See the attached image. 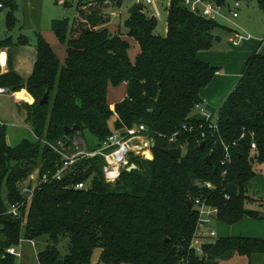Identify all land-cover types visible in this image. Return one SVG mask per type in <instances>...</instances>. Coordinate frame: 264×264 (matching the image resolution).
I'll return each mask as SVG.
<instances>
[{
	"label": "trees",
	"instance_id": "obj_1",
	"mask_svg": "<svg viewBox=\"0 0 264 264\" xmlns=\"http://www.w3.org/2000/svg\"><path fill=\"white\" fill-rule=\"evenodd\" d=\"M0 3L8 9L6 23L12 30L17 5L13 0ZM121 3L94 0L78 7L72 25L67 19L52 22V31L67 48L64 63L39 34L27 78L12 64L6 73L0 68V87L31 95L26 115L36 137L12 146L7 127L0 124V264H22L8 250L21 252L23 241L37 243L46 237L48 242L37 255L39 264H92L97 247L101 248L97 264H218L234 252L248 258L263 255L264 239L244 236L207 239L199 254L191 246L198 215L188 202L208 197L220 210L219 221L227 224L252 213L246 208L249 187L264 165V55L255 50L248 58L235 89L219 109L214 130L209 121L193 116L203 101L202 89L219 71L199 54L211 50L213 31L221 23L192 12L183 0H168L164 7L165 34L156 33L158 20L143 10L129 13L128 35L140 48L132 61L127 37L109 29L110 10ZM258 6L264 12V0H258ZM18 43L29 41L20 36ZM10 44L11 38L0 41V48ZM121 84L126 94L115 104L117 116L109 89ZM46 93L48 101L40 104ZM184 123H191L193 130L181 131ZM139 124L146 125L155 142L154 158L132 157L136 168L123 170L115 183L105 180L104 159L96 156L77 161L61 180L30 185L24 191L37 167L41 176L52 175L63 163L48 143L73 146L77 136L86 141L87 130L98 145L113 132ZM74 125L79 131L66 134L65 127ZM175 133L176 141L171 142ZM252 141L256 149L251 148ZM177 146L184 150L181 159L165 152ZM226 146L231 161L223 163ZM206 181L216 188L198 184ZM79 182L85 187L76 188ZM230 183L238 186V195L228 199L225 189ZM22 202L20 217L8 213ZM63 237H68L66 253L60 247Z\"/></svg>",
	"mask_w": 264,
	"mask_h": 264
},
{
	"label": "rangeland",
	"instance_id": "obj_2",
	"mask_svg": "<svg viewBox=\"0 0 264 264\" xmlns=\"http://www.w3.org/2000/svg\"><path fill=\"white\" fill-rule=\"evenodd\" d=\"M94 0H68V2L58 1V0H44V7L41 15V26L40 30H21L20 22L11 30L10 34L14 36V38L18 40L21 34H24L28 37L29 41H32L33 47L27 49L29 53H20L18 58L15 61L18 69L23 72L32 68V63L30 62V53L33 51L34 47H36L37 43H35L38 39L39 34L48 41V43L54 48L61 62L64 63L67 57V48L66 46L59 40V38L52 31V21L54 19H67L70 25L73 24L77 9L80 5L87 4ZM137 2H142V0H122L120 6L113 8L110 10L111 20L109 22V29L112 33H123L124 36L127 37L128 42L130 43L129 55L132 61H135L137 55L139 53V45L137 41L128 35V30L126 26V22L129 16V9ZM163 3V7H160L162 11L163 20L157 22L156 33L165 34L167 29V10L164 8L168 5V0H161ZM232 3V2H231ZM230 3V4H231ZM6 8H0V37L5 35L7 32V26L2 17V13H5ZM143 12L150 15L151 17L155 12L158 11V7L156 5H148L143 3ZM19 17V16H18ZM19 19V18H18ZM220 21L221 27H217L214 29L213 33L215 34V40L213 41V45L211 50L218 52H228L230 49L235 47L230 42L229 38L234 31H239L242 35H250L253 39L258 37H262L264 35V12L258 6V0H245L243 3V7L241 6V15L238 18H235L234 21ZM225 26V27H223ZM232 29V30H231ZM217 37H220L221 40H217ZM19 91L8 94L7 92H3L0 95V124L7 127V141L10 145L15 146L18 145L23 139H35V135L32 133L31 126L27 121L26 115V105L32 104V100L25 97L26 93L22 92L19 97L17 94ZM125 93V85L121 84L119 86H111L109 89V101L112 103L113 101H117L120 99L122 94ZM25 94V95H24ZM12 95V96H11ZM15 98L18 100V105L15 101ZM27 100H30L26 102ZM196 112V109L194 113ZM23 117V120L21 119ZM85 139L90 148H95L97 146L98 140L97 138L90 133L89 131L84 132ZM184 152V150H183ZM39 167L35 169L33 174L38 177ZM36 187L37 181H32L29 179L25 181V188L28 186ZM26 189V193L28 190ZM249 202V201H247ZM247 204V203H246ZM217 228L218 224H214ZM1 228V226H0ZM0 239H1V231H0ZM48 242V237L46 239L38 240L37 243H29L32 249V256L29 257V261L25 256L18 257L21 262V258H23L24 264H35L33 258L37 262V255L41 252L45 245ZM67 243L68 237H63L60 241V247H62V252H67ZM23 246V242L19 246V249ZM18 249V248H16ZM25 249V245H24ZM23 253V252H22ZM101 248L97 247L94 251L92 264H97L100 258ZM35 254V255H34ZM260 255L252 254L249 258L248 256H242L238 252H234L232 256L219 260L218 264H226L228 262H232L229 264H240L238 259L245 261L244 264H256L257 257ZM237 259V261H235ZM31 261V262H30ZM242 263V262H241Z\"/></svg>",
	"mask_w": 264,
	"mask_h": 264
},
{
	"label": "built area",
	"instance_id": "obj_3",
	"mask_svg": "<svg viewBox=\"0 0 264 264\" xmlns=\"http://www.w3.org/2000/svg\"><path fill=\"white\" fill-rule=\"evenodd\" d=\"M60 1L65 2L66 0ZM142 1L144 4L156 5L158 7V11L155 12L152 17L156 18L158 21L163 20L162 11L160 10V5L162 4L161 0ZM242 2L243 0H233L231 4H219L216 0H183V3L186 7L204 18L211 20L227 19L229 21L239 17ZM0 7H3V3H0ZM249 38H251L250 35H242L239 31H234V34L230 36L229 40L232 45L238 46L243 40ZM3 92H7V90L4 87H0V94ZM196 108H198L203 114L206 113L204 107L200 104H197ZM112 109L114 110V107H112ZM115 114L117 115L116 112ZM204 119L210 122L209 126L211 128L218 130L217 119L214 121L209 120V118ZM193 128L194 127L191 123H184L182 125L181 131L191 132ZM147 131L148 129L144 124L125 127V129L122 131L113 132L104 141L95 146V148H90L82 136H77L75 138L73 146H67V144L63 141H60L57 144L47 142L49 146L61 156L63 163L52 175H50L49 172L42 176L38 173V177H36L35 174L32 173L29 179L32 181L36 180L37 184L47 182L52 179L61 180L63 179L65 173L74 164H76L77 161L85 158L101 156L104 159L103 173L105 180L108 183H115L120 178L123 170H128V168L135 164L132 162V157L138 156L145 160H152L154 158L153 147L155 142L147 134ZM170 140L171 142L176 141V133L170 137ZM251 148H257L255 141H252ZM225 149L226 157L223 163L231 161L229 147L226 146ZM198 184L201 187H206L207 189L216 188V186L211 181H206L203 183L199 182ZM75 187L82 189L85 187V183L79 182L75 185ZM26 189L27 188H24V191H26ZM30 197L31 196H29V198ZM225 197L228 199L232 197V195L229 194L226 189ZM191 202L193 203L192 209H194L198 215L191 246L199 254H203V243L207 239L218 238V231L214 224L219 223L220 210L217 206L209 202L208 197H195L193 200H191ZM24 204V202L13 204L8 213L13 214L15 217H20L22 213L21 208L24 206ZM8 251L11 254L21 257V252L16 250V248H10Z\"/></svg>",
	"mask_w": 264,
	"mask_h": 264
},
{
	"label": "crops",
	"instance_id": "obj_4",
	"mask_svg": "<svg viewBox=\"0 0 264 264\" xmlns=\"http://www.w3.org/2000/svg\"><path fill=\"white\" fill-rule=\"evenodd\" d=\"M244 1L245 0H243L242 2V7ZM13 2L17 5V8L14 13L16 22L15 26L20 22L22 31L31 29L40 30V22L42 10L44 7V0H13ZM65 2H68V0H66ZM231 2H233V0H227V3ZM160 7H163V3L160 5ZM7 13L8 9L5 11V13H2V17L6 26ZM222 20L229 21L227 19ZM10 32L11 30L7 28V32H5V35L3 37H0V41L11 38V44L9 46H4L0 48L1 73L3 74L8 72L11 69L12 64L16 72L20 73L24 78H27L33 71L36 47H34L33 51L30 53V62L32 63V68L27 71L21 72L15 64V61L20 53H29L27 49L33 47L32 41L30 42L26 35L21 34L20 36H25L28 39L29 43L27 45L20 44L18 43V35L16 39L13 35L10 34ZM35 43H37V41ZM12 48L15 49L13 50ZM255 50H258L261 54L264 55V35L256 39H253L252 37L249 39H245L242 41L241 44L233 47L228 52H218L216 50H209L201 52L199 54L201 60L219 67V71L214 75L210 84L203 88L201 91V97L203 101L200 105L204 107L206 113L203 114L198 108H196V112L193 116L194 118H209V120L212 121L218 119V113L221 105L226 101L229 94L235 89L238 81L240 80L243 74L248 58ZM22 92H26L29 99L33 101L31 95L26 90H21L17 93L20 98L23 97L21 96ZM7 93L11 94L9 92ZM125 94L126 87L125 93L122 94L119 100H115L112 103L109 101L111 107H115V104L121 99H123ZM15 101L17 103V106H19L18 100L16 98ZM28 101L30 100H27L26 102ZM21 119L23 120V117ZM248 193L250 199L248 200L249 202H247L246 204V208L252 213L245 215L241 220L233 224H227L225 222L219 221L217 226L218 237L244 236L264 239V165L258 167L257 174L249 187ZM20 250L21 252H23L22 257L24 255L25 260L27 259L29 261V257H31L33 253L29 242L23 241V246ZM33 260L35 264H39L38 258L37 262L34 258L31 261ZM238 260L240 261V264L245 263V261H242L241 259ZM235 261H237V259ZM232 262H228L226 264ZM21 263L24 264L23 258H21ZM256 264H264V254L257 257Z\"/></svg>",
	"mask_w": 264,
	"mask_h": 264
},
{
	"label": "water",
	"instance_id": "obj_5",
	"mask_svg": "<svg viewBox=\"0 0 264 264\" xmlns=\"http://www.w3.org/2000/svg\"><path fill=\"white\" fill-rule=\"evenodd\" d=\"M143 9V3L142 2H137L135 3L130 9H129V13H134V12H139ZM217 40H221L220 37H217ZM13 50L15 48H12ZM48 101V94L46 93L43 98L40 100V104H45ZM79 131V126L78 125H74L73 127L70 126H66L65 127V133L68 134L70 132H76ZM205 145L204 142H202L201 144V148H203ZM165 152L167 154H169L172 158L174 159H181L183 156V147L182 146H177V147H172V148H166ZM211 160V155L206 156V161L210 162ZM136 165L133 164L132 167L128 168V170H131L133 168H135ZM226 191L231 194L232 196H237L238 195V186L235 183H230L227 188ZM188 206L189 208L193 207V203L191 201L188 202Z\"/></svg>",
	"mask_w": 264,
	"mask_h": 264
},
{
	"label": "bare ground",
	"instance_id": "obj_6",
	"mask_svg": "<svg viewBox=\"0 0 264 264\" xmlns=\"http://www.w3.org/2000/svg\"><path fill=\"white\" fill-rule=\"evenodd\" d=\"M25 93H26V92H25ZM26 97L29 98L27 94H26Z\"/></svg>",
	"mask_w": 264,
	"mask_h": 264
}]
</instances>
